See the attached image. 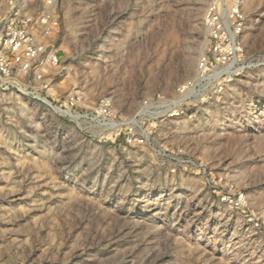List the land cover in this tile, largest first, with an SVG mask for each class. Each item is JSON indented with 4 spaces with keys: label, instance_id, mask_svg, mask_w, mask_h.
Segmentation results:
<instances>
[{
    "label": "rangeland",
    "instance_id": "374dc122",
    "mask_svg": "<svg viewBox=\"0 0 264 264\" xmlns=\"http://www.w3.org/2000/svg\"><path fill=\"white\" fill-rule=\"evenodd\" d=\"M21 1L60 70L0 86V264H264V0ZM221 2L245 30L215 65Z\"/></svg>",
    "mask_w": 264,
    "mask_h": 264
},
{
    "label": "built area",
    "instance_id": "2783aa9c",
    "mask_svg": "<svg viewBox=\"0 0 264 264\" xmlns=\"http://www.w3.org/2000/svg\"><path fill=\"white\" fill-rule=\"evenodd\" d=\"M24 2L18 0L14 11L0 24V86L2 88H20L27 93L36 96L33 98L42 101L40 93L50 86L54 73L60 70V62L53 52H48L44 44L38 40L49 34L56 26L47 13L35 14L25 11ZM239 9V4L227 6L225 3H215L208 7L204 16V22L210 34L211 52L216 56L215 65H225L227 59L222 56L223 46L229 44L232 49L238 51L235 46L236 38H240L245 30V20ZM202 75L211 72L207 68V62L202 59L199 64ZM215 70V69H214ZM210 75V74H209ZM211 77V76H210ZM185 86L180 91L188 90ZM29 96V95H28ZM110 103L101 100L98 117L104 118L110 115ZM94 118H97L93 116ZM128 144H142V138H136L132 132L126 136Z\"/></svg>",
    "mask_w": 264,
    "mask_h": 264
},
{
    "label": "bare ground",
    "instance_id": "6f19581e",
    "mask_svg": "<svg viewBox=\"0 0 264 264\" xmlns=\"http://www.w3.org/2000/svg\"><path fill=\"white\" fill-rule=\"evenodd\" d=\"M59 112V111H58Z\"/></svg>",
    "mask_w": 264,
    "mask_h": 264
}]
</instances>
